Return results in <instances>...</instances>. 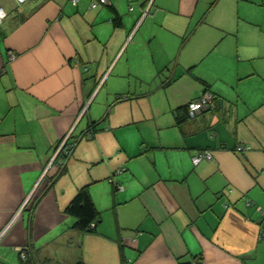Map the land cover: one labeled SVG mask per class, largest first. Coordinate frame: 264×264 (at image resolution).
Segmentation results:
<instances>
[{"label": "crops", "instance_id": "crops-1", "mask_svg": "<svg viewBox=\"0 0 264 264\" xmlns=\"http://www.w3.org/2000/svg\"><path fill=\"white\" fill-rule=\"evenodd\" d=\"M90 1L0 0V264H264V20L256 12L264 16V0H153V16L134 33L140 0L93 9ZM241 5L255 15L238 22L242 65L226 77L199 73ZM158 33L173 39L153 52ZM103 77L102 85L114 77L158 82L152 93L161 107L147 116L157 120V137L133 152L117 129L137 123L145 95L116 94L102 115L91 99L78 117ZM205 90L215 108L187 118L184 107ZM91 123L94 132L78 140L45 191L62 161L41 179L58 142ZM202 150L212 159L193 165ZM117 167L122 191L109 178ZM83 186L99 212L92 233L74 230L63 213Z\"/></svg>", "mask_w": 264, "mask_h": 264}, {"label": "rangeland", "instance_id": "rangeland-1", "mask_svg": "<svg viewBox=\"0 0 264 264\" xmlns=\"http://www.w3.org/2000/svg\"><path fill=\"white\" fill-rule=\"evenodd\" d=\"M242 5L240 7L238 6L237 9L235 8L233 15L230 18L225 19L226 26L230 30L228 32L229 35H225V38L224 37L222 38L223 42H222L221 48L218 47V50L216 52H213L206 59V61L200 64V66L198 67L199 73L205 76L211 77V78H214L217 76L226 77L229 73L235 70L236 67L239 68L242 65V64L237 63L235 60V52H237L238 56L243 55V48L241 47V45L238 47V49L235 46V43L242 44V38H243V26H238V22L242 20L243 16L246 18L255 19V15L253 14V12L246 14L243 10ZM257 5L256 7L259 8L260 4H257ZM154 12H155V9L153 8L150 11L148 18H151ZM256 12L260 13L258 14L259 19L264 20V16L261 10L256 11ZM237 26H238L239 34L236 33ZM155 38L156 40L152 42L153 44L152 50L153 52H158L161 48L162 42L171 44V39H173V36L169 35L167 38L163 34L158 33ZM231 40H233L232 44H231ZM143 48L144 47L142 46L140 48V46L138 45L134 48L136 51H138V53H135L138 58L144 57V53L142 50ZM227 55H229L230 57L227 58L226 57ZM134 64H135V61H134ZM112 79L114 80L108 81V83H106L105 85L103 84L104 86L102 85L97 95H95L96 93L93 95L90 108L91 107L95 108L100 105V108L102 109V113H101L102 115L112 105L113 100L116 97V94H119V95L123 94V95H120L121 98H125L124 95L128 94V92H131V93L133 92L134 94L141 95V96L145 95L144 97L139 99L140 105L136 106L137 111H138L137 116L139 119L137 120V123L133 124L132 126L130 125V126H125V127H121L117 129L120 139L126 145V147L128 148V151L133 152L134 150L138 149V141L141 142V140L145 138L157 137V134H158L157 129H156L157 120L156 118L147 117V116L149 114L150 108H160L161 107L160 100L157 98V96H155V93H152L156 85H158V82H156L154 79H139V78H136V79L126 78L124 80H122L123 78H120L118 81L116 80L115 77ZM249 87L244 86L243 90L248 91L250 90ZM121 88L123 90H121ZM118 111H120V109ZM133 111L135 113V109H133ZM120 112H118V115L120 114ZM155 117H157V119H162V116L155 115ZM127 118L129 119L133 118L132 112L128 113ZM134 160H138V162L144 165L143 156H138ZM104 161H106V159H104ZM113 171H114V176H112ZM117 171H118V167L114 170H111L109 172V178L112 177L111 180L114 183H111V184L113 185V188L114 186H116V184L122 188V186L117 181V177L120 175ZM111 180L107 179L105 181L109 183ZM103 185H104L103 183L98 184L97 185L98 189L100 190L103 189ZM117 191H122V190L118 189Z\"/></svg>", "mask_w": 264, "mask_h": 264}, {"label": "trees", "instance_id": "trees-1", "mask_svg": "<svg viewBox=\"0 0 264 264\" xmlns=\"http://www.w3.org/2000/svg\"><path fill=\"white\" fill-rule=\"evenodd\" d=\"M91 2V1H90ZM76 7V6H75ZM89 7V6H88ZM112 23L115 27L119 26V22H118V17L115 16L112 19ZM203 84H205L203 82ZM203 93H209L212 96V106L210 108H208L207 110H213L215 108V101H216V96L211 94L209 91L205 90ZM126 98V97H125ZM121 98L118 96L116 101H119ZM204 110V111H207ZM184 111H185V116L187 118V106L184 107ZM202 112V111H201ZM182 119L178 118L177 121H181ZM97 123V122H96ZM96 123H91L86 130H84L82 133H80V135L78 136H69V139L64 143L62 149L57 153V156L55 158V162H57V160H66L68 159V156L66 155L65 152L66 148H69L68 146H71L70 151L68 153H71L72 149L74 148L75 144L78 142V140L80 138L83 137H87L90 136L95 128H96ZM62 139L58 142L57 146L61 143ZM65 149V150H64ZM69 150V149H68ZM59 162V161H58ZM57 162V163H58ZM65 165L60 168L59 170H57L56 174L54 175L53 179L51 178L48 181V185L47 187L44 189L45 191L47 189L50 188V186L52 185L54 179H56L57 177L61 176L65 170ZM114 175V173H113ZM114 191H117L118 188L117 186H114ZM38 199L36 198L35 200L32 201V204L30 205V207H32V205L37 201ZM30 203V201H29ZM26 207V206H25ZM66 216L72 217L75 220V223L73 225L74 230L80 232V233H92L95 229V225H97L99 223V212L96 210V208L94 207L90 195H89V191L87 186H83L81 188H79L77 190V192L75 193V195L73 196V198L70 200V202L68 203V205L65 207L64 212H63ZM19 256V254L17 255ZM27 260V254H26V259L22 260V261H26Z\"/></svg>", "mask_w": 264, "mask_h": 264}, {"label": "built area", "instance_id": "built-area-1", "mask_svg": "<svg viewBox=\"0 0 264 264\" xmlns=\"http://www.w3.org/2000/svg\"><path fill=\"white\" fill-rule=\"evenodd\" d=\"M14 1L17 4H22V3L27 2L28 0H14ZM140 1L143 3V7H142L141 14L139 16V19L137 21V24L135 26L133 33L137 30V28L139 27L140 23L144 20V18H146L150 14V11H151V8L153 5V0H140ZM107 2H108V0H91V2L89 4V8L93 9L98 5H106ZM77 3H78V0H69V4L72 7L77 6ZM129 10H131V8H129ZM4 17H5V13L0 8V21H2L4 19ZM103 81H104V77L101 80H99L95 89L93 90L90 97L88 98L87 102L81 107V110H80L78 117H81L84 114V112L86 111L94 93H96L97 90L101 87ZM211 106H212V96L209 93H202L197 100H195L194 102H191L187 105V115L189 118H194L198 113H200L201 111L207 110ZM69 136H70V134H68L66 137H64V139L61 141V143L58 146H56L55 150L52 153V157H51L49 163L47 164V166L45 167V169L43 171L41 179L45 177V175L48 172V170L50 169V167L55 163V161H56L55 158L57 156V153L62 149L64 143L69 139ZM68 147L69 148H66L67 152H65V153L69 157L70 153H68V152L70 151L71 146H68ZM247 149H248V147H243V146H238L236 148V150L239 152L245 151ZM211 159H212L211 153L208 150H202V151H198L191 158V162L193 165H196L201 161H210ZM64 165H65V161L62 160L61 162L56 164V169L59 170ZM122 171H124V168L118 169L117 172L120 173ZM117 188L121 190V187H117ZM28 201H30V197H27V199H25V203L23 204L24 208H25L26 204L28 203ZM18 254H19V258L21 260L26 259V252L25 251L18 249ZM191 264H200V262L195 261Z\"/></svg>", "mask_w": 264, "mask_h": 264}]
</instances>
